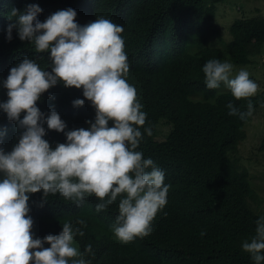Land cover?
<instances>
[{
    "label": "trees",
    "instance_id": "trees-1",
    "mask_svg": "<svg viewBox=\"0 0 264 264\" xmlns=\"http://www.w3.org/2000/svg\"><path fill=\"white\" fill-rule=\"evenodd\" d=\"M223 1L0 0V20L6 25L12 7L23 10L29 3H38L43 9L37 14L41 21L72 7L81 25L105 17L123 26L129 63L126 80L135 86L147 113L142 133L144 127L152 128L151 136L143 134L137 150L164 170V183L169 186L167 203L155 215L152 230L127 243L118 240L111 228L118 214L115 203L98 213L97 197L77 205L59 194L50 195L48 202L33 210L38 218L35 237L43 238L42 232L59 234L63 223L79 227L76 221L82 218L87 226L77 238L83 250L92 245L95 255L87 257L91 264H253L241 245L255 234V222L263 214L255 205L259 203L252 201L257 193L246 167L232 154L247 137L250 116L242 120L229 115L227 104L247 112L251 99L253 110L258 109L264 105V91L237 100L227 88L223 92L219 87L207 88L202 67L212 58L225 61L224 56L235 65H250L263 52L264 16L237 18L225 40L214 26L216 7ZM213 37L217 39L211 43ZM9 54L8 71L24 57L51 70L48 52L37 53L34 43L12 46L0 38V56ZM56 87L65 86L58 83L42 97L46 99ZM84 99L82 115L94 121L95 109ZM56 110L63 119L65 114ZM16 142L15 136L8 135L5 148ZM39 193L30 194L29 202L39 200Z\"/></svg>",
    "mask_w": 264,
    "mask_h": 264
},
{
    "label": "clouds",
    "instance_id": "clouds-1",
    "mask_svg": "<svg viewBox=\"0 0 264 264\" xmlns=\"http://www.w3.org/2000/svg\"><path fill=\"white\" fill-rule=\"evenodd\" d=\"M42 11L38 3H29L23 10L10 9L7 25L0 20V38L7 44L34 43L35 51L48 52L51 61L49 71L24 57L8 71L11 54L0 56V264H91L92 245L83 250L77 238L84 235L86 220L78 219L79 227L63 223L59 234L42 232L39 238L33 233L38 220L33 210L57 194L77 205L97 197L98 213L115 203L118 214L111 228L127 243L152 230L169 186L164 170L137 150L152 128L144 127L142 133L147 113L126 80L123 26L105 17L81 25L72 7L41 21L37 14ZM202 71L209 89L223 92V83L237 100L257 93L249 72L241 68L232 75L228 61L209 59ZM58 83L65 87H56L44 99ZM84 98L95 109L94 121L82 115ZM227 108L243 120L252 115L253 103L248 99L247 112L232 102ZM56 109L65 114L63 119ZM8 135L17 138L12 148H5ZM37 192L39 200L29 202ZM255 224V234L241 247L253 264H264V216Z\"/></svg>",
    "mask_w": 264,
    "mask_h": 264
},
{
    "label": "rangeland",
    "instance_id": "rangeland-1",
    "mask_svg": "<svg viewBox=\"0 0 264 264\" xmlns=\"http://www.w3.org/2000/svg\"><path fill=\"white\" fill-rule=\"evenodd\" d=\"M216 17L214 26L220 31L225 40L229 37L231 24L243 16H264V0H224L216 7ZM215 37L211 38V43L216 42ZM225 61L233 65V73L241 68L249 72V76L258 84L255 95L264 91V47L263 52L253 57L250 65H235L226 56ZM223 59V60H224ZM221 90H226L222 83ZM247 137L237 146L236 151H232L237 163L246 167L252 186L257 193V198L252 199L258 205V210L264 216V105L253 110L249 122L246 126Z\"/></svg>",
    "mask_w": 264,
    "mask_h": 264
}]
</instances>
